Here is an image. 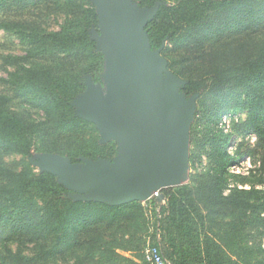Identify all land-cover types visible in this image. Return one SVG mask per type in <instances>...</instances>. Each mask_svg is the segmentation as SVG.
I'll return each mask as SVG.
<instances>
[{
  "label": "trees",
  "instance_id": "obj_1",
  "mask_svg": "<svg viewBox=\"0 0 264 264\" xmlns=\"http://www.w3.org/2000/svg\"><path fill=\"white\" fill-rule=\"evenodd\" d=\"M32 1L0 0V9H25ZM75 1L50 2L67 8ZM81 1L86 4L81 15L67 18L57 31L17 20L0 21V29L28 45L26 55L5 58L18 66L12 82L23 97L42 104L56 132L86 125L97 131L92 122L77 117L72 106L86 90V77L101 82L104 72V55L91 38V30L98 28L96 7L91 0ZM134 1L142 7L163 2L146 27L152 49L171 41L210 40L217 32L218 15L222 16L221 34L226 30L248 33L264 20V0ZM79 53L87 54L89 61L82 71L56 72L51 65L36 62L44 56ZM184 80L187 84L181 91L187 97L207 95L201 120L206 119L202 148L211 146L208 170L191 173L186 185L163 189L162 202L153 197L146 203L110 206L75 201L73 192L51 173H35L30 166L16 172L0 164V264H60L70 259H75L73 264H146L142 250L149 234L168 264H264V191L232 186L230 167L243 155L231 157L229 136L216 123L223 113L243 110L248 113L244 132L256 135L264 145V48L239 65L215 66L203 79ZM9 102L7 95L0 94V160L11 154L28 159L37 150L38 139L43 142L40 153H60L73 162L80 157L112 161L118 155L117 142L100 144V138L65 154L51 144L48 132L43 135V123L16 113ZM199 115L196 110L195 121ZM193 133L194 124L191 143L196 141ZM14 242L19 243L15 252L10 247ZM29 245L35 253L31 257L24 255Z\"/></svg>",
  "mask_w": 264,
  "mask_h": 264
},
{
  "label": "water",
  "instance_id": "obj_2",
  "mask_svg": "<svg viewBox=\"0 0 264 264\" xmlns=\"http://www.w3.org/2000/svg\"><path fill=\"white\" fill-rule=\"evenodd\" d=\"M99 17L91 30L104 55L101 82L86 77V90L72 106L92 122L100 144L115 141L112 160L80 157L73 162L55 153L28 160L40 172L58 177L75 201L120 206L163 201L162 190L190 182L191 128L199 94L187 97V81L168 68L165 44L152 49L147 25L162 1L142 7L134 0H91Z\"/></svg>",
  "mask_w": 264,
  "mask_h": 264
},
{
  "label": "rangeland",
  "instance_id": "obj_3",
  "mask_svg": "<svg viewBox=\"0 0 264 264\" xmlns=\"http://www.w3.org/2000/svg\"><path fill=\"white\" fill-rule=\"evenodd\" d=\"M52 0H33L32 4L25 9H0V21L17 20L25 25L38 27L47 31H57L62 28L67 18L78 17L83 9L86 8L84 1L76 0L69 4L67 8L57 6ZM221 15L217 16L216 35L210 40L201 43V41H190L188 43L167 42L163 48L162 55H167L171 61L170 70L180 78H192L199 80L215 66H235L244 60L256 57L264 48V20L253 30L244 33L238 30L225 31V34L219 33L221 28ZM168 50L165 51L164 49ZM30 48V47H29ZM28 45L23 43L16 34L8 33L0 29V94L7 95L10 98V108L16 113L25 115L26 118L35 122L43 123L42 133L48 132L49 140L53 146L61 152H74L85 144L100 138V132L86 125L71 132H56L53 118L50 117L33 97H23L20 90L12 82V74L17 73L18 66L6 63L7 57H21L27 54ZM163 55V56H164ZM166 58V57H165ZM166 58V59H167ZM36 62H42L51 65L56 72L70 70L73 72L82 71L88 65V56L84 53L75 55H57L44 56ZM207 95L197 99V111H200L197 121L194 124V133L196 141L191 143L190 165L191 173L199 174L208 170L209 156L211 146L203 150V139L206 135V119H202V102L206 100ZM248 113L241 110L223 113L217 119V128L229 136L228 152L231 157H237V153L242 154L238 163L232 164L229 173L231 174L232 186L240 188H250L255 186L264 191V145H260L256 135L244 132L242 127L246 121ZM43 145L41 139H38V149ZM34 154H40L39 151ZM59 154L60 153H55ZM65 156V155H62ZM0 164L9 167L16 172H21L30 166L33 172L39 173L40 169L30 164L26 157L20 154L5 155L1 158ZM229 193V191H227ZM147 209L148 216L151 215L150 207ZM36 209H39L38 202ZM146 218V217H145ZM227 219H230L227 217ZM260 235V232H258ZM263 236V235H262ZM260 238V237H259ZM264 245V236L261 238ZM154 244L151 235L145 238L147 243ZM11 249L15 252L19 249V243H10ZM33 246L29 245L24 249V255L33 256ZM61 261V260H59ZM75 259H70L67 263L73 264ZM53 264V263H49Z\"/></svg>",
  "mask_w": 264,
  "mask_h": 264
},
{
  "label": "built area",
  "instance_id": "obj_4",
  "mask_svg": "<svg viewBox=\"0 0 264 264\" xmlns=\"http://www.w3.org/2000/svg\"><path fill=\"white\" fill-rule=\"evenodd\" d=\"M142 256L146 264H168L160 249L150 242L143 248Z\"/></svg>",
  "mask_w": 264,
  "mask_h": 264
},
{
  "label": "crops",
  "instance_id": "obj_5",
  "mask_svg": "<svg viewBox=\"0 0 264 264\" xmlns=\"http://www.w3.org/2000/svg\"><path fill=\"white\" fill-rule=\"evenodd\" d=\"M123 254H124L125 256H128V257L130 256V254H129V253H123Z\"/></svg>",
  "mask_w": 264,
  "mask_h": 264
}]
</instances>
